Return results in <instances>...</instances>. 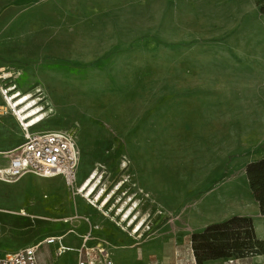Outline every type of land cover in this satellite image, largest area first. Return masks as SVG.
<instances>
[{
    "label": "rangeland",
    "instance_id": "374dc122",
    "mask_svg": "<svg viewBox=\"0 0 264 264\" xmlns=\"http://www.w3.org/2000/svg\"><path fill=\"white\" fill-rule=\"evenodd\" d=\"M4 73L0 166L23 141L1 92L15 85L47 113L31 130L77 137L80 186L96 168L108 193L121 185L108 214L59 177L0 180V249L55 236L40 263L70 264L87 232L101 264H264L237 225L195 242L191 229L251 207L243 157L264 156V0H0ZM130 197L146 220L137 235L118 222ZM60 242L74 251L58 256Z\"/></svg>",
    "mask_w": 264,
    "mask_h": 264
},
{
    "label": "built area",
    "instance_id": "2783aa9c",
    "mask_svg": "<svg viewBox=\"0 0 264 264\" xmlns=\"http://www.w3.org/2000/svg\"><path fill=\"white\" fill-rule=\"evenodd\" d=\"M20 126L24 131V140L13 150L9 161L0 166V180L15 181L28 173L44 178L59 177L67 187L82 193V179L79 178L80 149L75 134L59 129L27 130L21 121ZM88 239L89 233H85L81 246L75 250L77 260L73 264H101L100 256H104V244L98 242L95 248H88ZM58 240L60 238L53 236L45 241L51 244ZM43 242L35 240L17 249H0V264H41L38 252ZM71 248L60 242L57 255L74 251Z\"/></svg>",
    "mask_w": 264,
    "mask_h": 264
},
{
    "label": "bare ground",
    "instance_id": "6f19581e",
    "mask_svg": "<svg viewBox=\"0 0 264 264\" xmlns=\"http://www.w3.org/2000/svg\"><path fill=\"white\" fill-rule=\"evenodd\" d=\"M9 76V73H4L0 75V78H7ZM1 92L7 106L11 111H13V114L16 116L15 118L21 121V124L25 126L27 130L45 120L47 113L44 112V108L39 104V99L35 98L33 93H23L15 85L2 87ZM101 183L102 175L99 174L98 169L96 168L82 183V185L80 186V192L83 193L84 198H86L93 205L97 206L100 211H108L107 213L109 214V212L112 211L113 208L106 210V207H108L109 201L116 193V189L119 187V185H121V183H119L115 189L110 191V193L107 192L105 186H101ZM126 201L129 206L127 208H119L117 210V215L121 216V219L118 222L124 225V230H126L128 227L133 226V228L131 229V234L137 235L138 233H141L143 231L146 220L144 218L139 219L138 215L134 213V211L138 207L137 201H134L132 197L128 198Z\"/></svg>",
    "mask_w": 264,
    "mask_h": 264
},
{
    "label": "trees",
    "instance_id": "16d2710c",
    "mask_svg": "<svg viewBox=\"0 0 264 264\" xmlns=\"http://www.w3.org/2000/svg\"><path fill=\"white\" fill-rule=\"evenodd\" d=\"M246 174L252 193L259 203L261 214L264 215V157L249 163L246 167ZM232 224L237 225L235 226V234L242 241V244L250 247L251 251L258 250L264 254V240L255 237L252 219L247 217H232L227 221L211 224L202 232L193 233L192 239L195 242V238L203 234L214 233L222 228L229 230V226Z\"/></svg>",
    "mask_w": 264,
    "mask_h": 264
},
{
    "label": "crops",
    "instance_id": "0c3cea01",
    "mask_svg": "<svg viewBox=\"0 0 264 264\" xmlns=\"http://www.w3.org/2000/svg\"><path fill=\"white\" fill-rule=\"evenodd\" d=\"M21 130L23 132V140H24V131H23L22 127H21ZM250 156H251L250 155V152H248L247 153V156H244L243 157L244 158L243 159V162H245V164H249V163H251V162H253V161L257 160V159H260L262 157V156H257V157H250ZM250 158H252V159H250ZM225 176H226V174L223 175V177H225ZM220 192H221V190H220ZM222 194L225 195L226 194V191H223ZM223 195H221V196H223ZM239 204H240V207L239 208L235 207L234 209L230 210L229 213L224 212L223 213V216L221 215L222 217L219 220H216V221H211V222L208 223V222H205V220H197L196 219L197 217H196L195 220L193 222H191V229L195 233H200L203 230H205V228L208 227L211 224L218 223V222H223V221H226V220H228V219H230L232 217H247V218H251L252 219L255 237L257 239L264 240V215L261 214L259 203L256 200V198L254 197V195H253V199L251 201V207H250V209H247V210L244 211L242 209V203H241V201H240ZM83 235H85V234H82L80 236L83 237ZM63 245H65V244H63ZM65 246L72 247V246H69V245H65ZM72 248H74V247H72ZM15 249H17V248H15ZM8 250H10V249H8ZM260 258H262V260H264V255H263V257H260ZM66 264H69V263H66ZM70 264H73V263H70ZM255 264H258V263H255Z\"/></svg>",
    "mask_w": 264,
    "mask_h": 264
}]
</instances>
